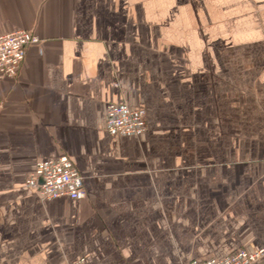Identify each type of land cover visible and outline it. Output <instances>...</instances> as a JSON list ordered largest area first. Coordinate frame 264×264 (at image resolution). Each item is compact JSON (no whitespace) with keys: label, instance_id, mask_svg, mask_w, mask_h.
<instances>
[{"label":"crops","instance_id":"1","mask_svg":"<svg viewBox=\"0 0 264 264\" xmlns=\"http://www.w3.org/2000/svg\"><path fill=\"white\" fill-rule=\"evenodd\" d=\"M0 264H190L264 247V0H0ZM110 103L145 111L106 130ZM67 154L82 199L27 179ZM252 264H264V256Z\"/></svg>","mask_w":264,"mask_h":264},{"label":"built area","instance_id":"2","mask_svg":"<svg viewBox=\"0 0 264 264\" xmlns=\"http://www.w3.org/2000/svg\"><path fill=\"white\" fill-rule=\"evenodd\" d=\"M40 37L32 30L17 29L0 35V79L14 78L30 44L40 43ZM106 130L113 134H139L147 129L144 110L126 104L110 103L106 109ZM45 199L70 197L82 199L87 196L83 177L67 154L40 161L27 179ZM264 256V247L239 250L216 259L193 260L190 264H252ZM74 264H83V260Z\"/></svg>","mask_w":264,"mask_h":264}]
</instances>
